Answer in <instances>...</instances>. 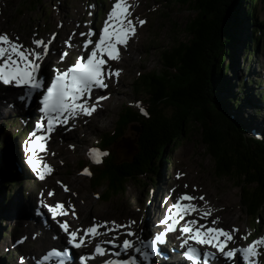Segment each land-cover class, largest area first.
I'll return each mask as SVG.
<instances>
[{
    "label": "rangeland",
    "instance_id": "1",
    "mask_svg": "<svg viewBox=\"0 0 264 264\" xmlns=\"http://www.w3.org/2000/svg\"><path fill=\"white\" fill-rule=\"evenodd\" d=\"M111 2L112 0H40L36 9H32V5L26 3V0H0V33H6L10 39L18 38L19 43L30 49L33 47L31 44L33 33L36 34L35 38L43 39L45 42L52 39L46 56L49 57L50 63L45 66L50 71L52 69L54 71L52 65L64 68L81 54L85 37L79 36L80 32L91 29L95 33L92 38L97 37L98 26L103 23ZM130 3H132L130 11L135 20L143 19L146 23L143 26L137 25L136 33L130 38L131 41L127 42L126 48L121 47L120 59L112 63L113 70L119 69L120 72L118 77H114L111 81V86L105 90L109 99L97 108L96 115L82 119L79 124L57 130L41 159L52 168V172L45 175L43 180L37 179L36 174L29 168L25 162L27 156L25 150L21 149L26 142V129L32 125V120L26 116L31 105L26 109L20 105L23 104L22 102H18L14 103L13 107H9V104L13 103L5 98L8 95L7 89L0 90V142L5 145L1 151L3 153L7 149L9 158L13 156L17 171V175H14L11 168L5 167L6 179L11 187L7 185L5 190L10 195L8 200L0 197V264H34V258L55 244L51 235L60 231L57 221L67 220L70 230L80 228V234H83L82 230L90 226L94 220L99 223L101 219L107 217L108 221L119 224H128L132 221L134 223L131 224V230L140 233L136 228L144 215H149V210L154 209L155 200L159 197V200L164 199L166 204H170L180 193L196 197H199L201 192L206 195L208 193L207 197H210L209 199L214 203L227 201L225 209L213 205L211 208L214 211L206 219H201L199 212H195L194 215L199 223L210 226H213L211 221L216 217H219V222L214 225L216 227L229 229L231 227L229 222L236 224L238 233H233L234 238L229 242L230 248L237 244H245L253 235L264 234V208L257 215L259 217L256 224L254 219L256 216L251 217L241 206L239 187L227 178L215 176L213 160L202 142L201 129L198 126H195L193 132L178 145L168 150L167 161L157 169L156 174L142 177L140 182H146V187L138 181H131L126 185L123 194L104 199L98 197L101 191L95 190L90 177L82 174L84 168H88L91 172L100 164L91 162L87 150L98 146L97 140L103 133L114 130L121 107L127 104L139 109L141 101L146 100L144 96L136 95L132 90L135 77L161 67L159 58L161 50L175 44L177 40L188 38L183 28L194 16L191 7L178 4L176 0H131ZM252 3L257 6L256 19L264 20V0H253ZM58 24L60 27H57ZM53 33H55L54 38ZM65 41L68 43L66 44ZM234 48L233 67L227 72L231 93L221 94L227 101L226 114L234 122L244 125L246 136L262 137L264 135V39L250 56L245 54L240 43ZM62 50L68 52L63 61L59 59ZM236 86H240L241 90ZM232 94L241 97L237 107L228 105L231 104L228 98ZM247 95L250 97L249 103L244 98ZM255 107H258L259 112L253 110ZM138 135V126L130 123L123 130V135L107 149L116 160L129 159L135 152ZM107 149L102 148V151L106 152ZM102 157L105 158L106 155ZM177 173L182 175L177 178ZM59 179L66 183L67 192L57 183ZM49 190L54 193L52 197L48 196ZM58 201L65 206L71 203L76 210L75 213L77 212L76 217L73 218L72 210H69L67 217L61 216L57 221H50L51 226L48 224L45 226L47 222L43 221L41 224L42 219L41 222L36 219L39 239L33 240L27 231L33 232L34 229L25 226L26 231L22 225L24 223L29 225L33 221L29 218L31 215H27L31 206L33 214L37 215L34 209L42 208L41 202L55 204ZM192 203L196 204L200 211L204 210L199 205L198 199L193 200ZM35 204L38 206L35 207ZM161 213L156 217L158 218ZM45 215L49 217L47 211ZM253 226L257 229L255 233L251 229L254 228ZM43 229L48 230L45 233V241L42 240ZM98 231L101 235L94 237L88 243L89 247L95 242L102 241L105 235L112 236V233L104 234L103 229ZM120 231L124 235L123 230ZM47 236L50 238L48 241ZM241 236H246V239H241ZM118 238L120 240L122 237L118 236ZM40 244V249L36 250L38 248L36 246ZM28 251L35 253L20 262ZM261 259L264 264V249L261 251Z\"/></svg>",
    "mask_w": 264,
    "mask_h": 264
},
{
    "label": "trees",
    "instance_id": "2",
    "mask_svg": "<svg viewBox=\"0 0 264 264\" xmlns=\"http://www.w3.org/2000/svg\"><path fill=\"white\" fill-rule=\"evenodd\" d=\"M176 1L191 7L194 13L183 28L188 38L163 48L161 67L133 80L134 94L146 98L141 107L147 115L125 104L114 130L97 140L101 149H107L130 123L136 124L139 135L133 156L116 160L107 149L106 157L87 176L95 190L100 189L98 197L104 199L123 194L131 181L146 187V182H140L142 177L156 174L167 161L168 150L198 126L213 160L215 176L227 178L239 187L241 206L248 215L258 218L264 208V135L246 136L244 125L226 114L227 101L221 94L231 93L227 72L233 67L235 45L240 43L245 54H253L264 39V20L256 19L253 0ZM26 3L36 9L40 0ZM247 96L244 98L249 103ZM240 98L232 94L228 105L239 106ZM257 108L253 110L259 112ZM0 146V197L8 200L10 195L5 190L11 185L5 167L11 168L14 175L17 171L7 149L1 151L4 143L0 142Z\"/></svg>",
    "mask_w": 264,
    "mask_h": 264
},
{
    "label": "snow or ice",
    "instance_id": "3",
    "mask_svg": "<svg viewBox=\"0 0 264 264\" xmlns=\"http://www.w3.org/2000/svg\"><path fill=\"white\" fill-rule=\"evenodd\" d=\"M131 5L128 0H114L110 10L106 14L103 26L99 30L98 36L92 37L95 33L89 29L86 32H80L79 36L85 37L81 46V55L75 59V62L68 66L65 70H55V76L47 85L45 90V80L40 76L42 62L45 60L49 45L52 39L45 42L43 39L35 38L31 44L33 47H24L18 42V38L10 39L6 33H0V84L11 86L13 88L22 89L18 93L14 101L22 102L27 106L35 93L42 92L38 100L39 119L35 122L33 131L29 133L28 141L25 145V152L28 153L26 163L29 168L36 174L37 179L43 180L45 175L52 172V168L43 160L40 154L46 151V141L49 134L52 133L57 125H66L69 120H74L79 116H91L98 107L100 101L108 99L106 95H96L93 100L95 90H104L108 88V79L118 77L120 70H112L109 61H118L120 59L118 46L125 47L127 42L136 33L137 25L143 26L146 21L143 19H132L130 11ZM91 14V13H89ZM57 27H60L58 24ZM55 33L52 34L54 38ZM71 40V37H69ZM67 44L68 41H65ZM90 49V50H89ZM67 52H62L59 59L63 61ZM9 104V107H13ZM140 112L147 115L143 107L139 108ZM46 122V124H45ZM70 147H72L70 145ZM88 155L94 164L101 163V157L107 155L96 148H89ZM82 174L90 175L89 169L84 168ZM182 173H177L179 178ZM59 184L60 182L57 181ZM65 192L68 188L61 185ZM187 185H185V188ZM195 187V186H193ZM54 193L49 190L48 196L52 197ZM201 200L207 206L205 210L200 211L193 200ZM41 207L46 209L52 220L57 221V217H67L69 210L71 216L76 217L74 206L68 203L65 206L61 202L49 205L41 202ZM214 209L208 206V201L203 195L196 197L183 193L176 197L175 202L168 205L163 218L159 220L162 231L157 233L153 239L146 242V248H137L131 237L136 234L131 230V224H119L115 221H103L91 223L90 226L84 228L83 235L80 228L70 230L67 220L57 221L59 230L67 237L66 246L62 251L55 248L47 251L42 257L43 261H51V264H65L63 257L69 255V246L74 249H81L87 243L91 242V238L101 235L98 229H103L104 234L112 233L111 239L99 241L95 244L93 251L89 254H83L78 257L79 264H87V262L96 257H105L110 251L102 246V244L111 245L112 248H119L114 255L121 257V252L134 251L138 253V258L147 262L149 257L158 255L157 243L164 244L167 240V234L179 232L177 240L179 246L183 250L181 255L188 261V264H197V261H203V264H213L217 259V254L223 257L226 264H231L235 259H243L244 264H258V249L264 246V235L253 239L243 247L227 248L230 241L233 240V233L238 229L233 227L231 231L221 227H216L219 217L211 221L210 226L205 223H199L197 219H185L191 217L193 213L199 212L201 219L210 217ZM110 225V227L108 226ZM123 230L125 238L121 243L117 244V237ZM58 237H53L57 239ZM246 239V236H241ZM194 242L189 243V242ZM19 243V241H17ZM137 243H145L137 237ZM197 246H208L214 251L205 248L201 251ZM102 264H137V260L131 256L127 258H104Z\"/></svg>",
    "mask_w": 264,
    "mask_h": 264
},
{
    "label": "bare ground",
    "instance_id": "4",
    "mask_svg": "<svg viewBox=\"0 0 264 264\" xmlns=\"http://www.w3.org/2000/svg\"><path fill=\"white\" fill-rule=\"evenodd\" d=\"M131 41V39H129V41L128 42H130ZM50 62V60H49V57H47V58H45V60L42 62V64H43V72H46V68H47V66H45L46 64H48ZM52 62V61H51ZM60 62V61H59ZM55 73V72H54ZM18 93H21V90H18L16 93H14L13 95H6L5 96V98L9 101V102H12V103H18V102H15L14 101V98H15V96L18 94ZM108 99H109V97H108ZM108 99H106V100H108ZM33 102H36L35 100H32ZM3 102H4V100H3ZM2 102V103H3ZM20 103V102H19ZM104 104V103H103ZM20 105H22V107H26V109H29L28 107H29V105H27V106H24L23 104H20ZM31 105V104H30ZM100 105H102V104H100ZM35 104L33 103L32 105H31V108H30V110L28 111V114L32 117V116H34L35 114H37L36 113V111H35ZM98 113V112H97ZM96 113V114H97ZM95 114V115H96ZM20 152H22V151H20ZM54 154L55 153H53V155L52 156H54ZM59 185L61 186V185H64V186H66V183L64 182V181H62V180H60L59 179ZM201 191V190H200ZM60 195V194H59ZM199 195L201 196V195H203L204 196V198L208 201V206H213V205H216V206H219L221 209H225L226 207H227V201H218V204L215 202H212L208 197H207V195H208V193H207V195H206V193H202L201 192V194L199 193ZM223 198H227V197H223ZM219 200V199H218ZM225 200V199H224ZM216 201V200H215ZM229 201V200H228ZM156 202H157V204H156ZM168 203V202H167ZM198 203H199V205H201V207H203L202 209H206V207L207 206H205L204 205V203H203V201H201V200H199L198 199ZM167 205H169V204H166V201H164V199H160L159 200V197L155 200V206H154V209H152L151 211L149 210V215L147 214V215H144L145 217H143V219L142 218H140V219H142L139 223L140 224H138V227L136 228V230H138V231H140V233H137L138 235L139 234H144V231L146 232V231H149V230H151V229H155V228H159L160 226H159V224H158V218L156 217L157 216V214H159L160 212H162L163 210H165L166 209V207H167ZM37 206V204H35V207ZM156 208V209H155ZM76 209V208H75ZM220 209V210H221ZM31 210H32V206H31V209L29 210V213H27V215L29 216V215H31V216H29V218H32L33 219V221L31 222V224H22L23 226H24V229H25V226H28V227H30V228H33L34 229V231L33 232H29V231H27L26 229V231L29 233V235H31V237L33 238V240H36V239H39V237H38V235H37V228H38V221L36 220V219H38L39 221L42 219V222H41V224H43V221H46L47 222V224L49 225V226H51V223H50V221L49 220H46V218H45V212H44V210H40V213H38V212H36L37 213V215H34L33 213V210H32V212H31ZM34 211H36L35 209H34ZM76 211V210H75ZM70 212V211H69ZM226 212H228L229 214H230V212L229 211H226ZM35 213V214H36ZM77 213V212H76ZM198 213V212H197ZM196 213V214H197ZM147 216V217H146ZM195 216V215H194ZM199 216H200V214H199ZM225 217H226V215H224ZM224 218V217H223ZM198 219V218H197ZM103 221H108V218L107 217H105V218H103V219H101V222H103ZM229 222V221H228ZM229 224H230V226L231 227H236V224H234V223H232V222H229ZM45 226H46V224H45ZM151 227H154V228H151ZM218 227H220V226H218ZM229 227V226H228ZM231 227H229V229L228 228H226V227H224L223 229H225V230H229V231H231ZM43 232H44V237L42 238V240L43 241H45L44 240V238H45V233H47L48 232V230L47 229H43ZM34 233V234H33ZM235 233H238V231L237 232H235ZM56 235L58 236V237H61L62 239H64V237L66 238V236H64V234L62 233V232H59V233H57V234H55L54 236L56 237ZM53 235H51V238L53 239V237H54ZM119 236H123L122 235V233H121V231H120V235ZM171 237H175V235H171ZM50 238H48V236L46 237V240L48 241ZM55 239H53V241H54ZM41 246V244L40 245H37L36 247H38L36 250H38V249H40L39 247ZM36 247H34V248H36ZM87 248H88V246H85V247H83L82 249H84V250H87ZM31 250V249H30ZM35 252L33 251V252H27V254H25V258H22L21 260H20V262H22V261H25L26 260V258H28L30 255H33ZM161 262H164V260H161ZM183 262L181 261V260H178V264H182Z\"/></svg>",
    "mask_w": 264,
    "mask_h": 264
},
{
    "label": "water",
    "instance_id": "5",
    "mask_svg": "<svg viewBox=\"0 0 264 264\" xmlns=\"http://www.w3.org/2000/svg\"><path fill=\"white\" fill-rule=\"evenodd\" d=\"M222 70H223V66H222ZM136 129H137V127H136Z\"/></svg>",
    "mask_w": 264,
    "mask_h": 264
}]
</instances>
